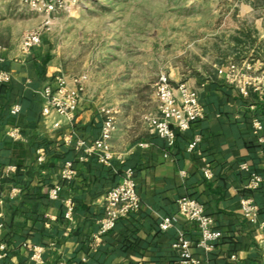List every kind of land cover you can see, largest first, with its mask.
I'll return each instance as SVG.
<instances>
[{
  "label": "crops",
  "instance_id": "crops-1",
  "mask_svg": "<svg viewBox=\"0 0 264 264\" xmlns=\"http://www.w3.org/2000/svg\"><path fill=\"white\" fill-rule=\"evenodd\" d=\"M213 12L210 29L200 31L189 44L190 61L166 72L172 84L186 82L198 93L206 113L188 131L178 132L169 148L144 121L147 114L158 115L155 90L144 89L154 86L151 82L139 84L141 90L132 85L130 101H110L116 85H93L86 69L80 75H65L70 88H75L73 78L83 79L75 118L44 116L38 91L63 74L61 55L45 44L44 34L41 45L29 54L22 52L21 42L46 21L51 30L54 18L31 11L23 0L0 2V46L6 60L0 69L12 73V81L0 87V244L6 245L0 264H177L174 243L179 232L190 240L200 264H264V98L246 101L218 75L219 67L231 62H249L264 70V0H226ZM67 57L69 53H62V59ZM14 105H20V113L11 112ZM103 109L114 112L116 126L109 165L95 157L81 160L83 151L75 146L78 140L101 136ZM255 119L261 122L260 130ZM57 122L60 128H54ZM14 131L19 132L16 139L11 136ZM196 138V150L189 151ZM39 150L43 163L38 161ZM68 161L77 170L71 183L61 178ZM205 165L212 171L211 179L202 172ZM128 168L135 170L141 207L120 219L94 248L107 191L121 183ZM252 173L263 178L255 190L249 189ZM58 184L63 187L61 198L53 200L49 190ZM183 197L200 201L222 233L211 250L199 246L198 226L179 215ZM66 199L74 204L73 221L65 218ZM243 199H252L258 207L256 222L243 215ZM174 216V227L161 232L162 218Z\"/></svg>",
  "mask_w": 264,
  "mask_h": 264
},
{
  "label": "built area",
  "instance_id": "built-area-1",
  "mask_svg": "<svg viewBox=\"0 0 264 264\" xmlns=\"http://www.w3.org/2000/svg\"><path fill=\"white\" fill-rule=\"evenodd\" d=\"M2 0H0L1 2ZM79 0H23L28 8L36 13L44 14L52 18L57 14L69 11L78 4ZM49 21H46L45 27L48 28ZM44 29L27 32L21 42V50L24 54H29L34 48L42 43ZM3 48L0 46V63L6 62L2 56ZM218 75L222 77L229 85L233 86L243 97L248 98L251 93L257 95L259 99L264 98V70L255 67L252 63L245 62L236 64L228 63L218 69ZM12 81V73L5 69H0V87H5ZM68 78L63 74L56 75L53 80L43 87L38 93L44 101L43 115L49 116L56 113L63 119L72 120L75 118L76 111L80 106L81 95L84 92L83 79L75 77L72 79L75 88H70ZM155 94L158 101V115L147 114L144 121L148 127L158 137L163 139L169 148L176 143L177 133L188 131L192 124L203 120L206 117L205 109L200 103L198 93L192 89L186 82H180L176 85L170 82L167 75H161L155 84ZM13 114L21 112L20 105H14L11 109ZM104 121L101 127V133L98 139L93 141L78 140L75 143L76 149L83 151L81 160H88L95 157L99 163L109 165L114 159L111 140L115 132L114 112L110 109H103ZM257 130L262 128L258 119L254 120ZM61 123L54 124V128H60ZM18 131L11 133L13 138H18ZM70 142V140H67ZM200 138H196L189 144L188 150L195 151ZM39 163H43L45 158L42 151H37ZM242 169H248L242 165ZM204 176L208 179L213 177L209 165L202 168ZM77 177V170L73 161L65 163L61 178L66 183H71ZM263 182L262 176L258 173H252L250 190L260 187ZM63 191L62 185L58 184L49 190V197L53 200H59ZM104 215L99 222V230L93 238L92 246L98 248L102 245L104 237L112 232L120 219L128 217L137 212L141 207V200L136 188L135 170L128 168L124 172L123 179L116 187L111 188L105 197ZM66 211L65 218L73 221L74 204L71 199L64 201ZM179 215L188 222L198 226L201 239L199 246L211 250L213 246L221 241L222 233L214 226V219L207 214L205 206L198 200L191 197H183L178 201ZM243 215L256 222L259 210L252 199L242 200ZM177 218H162L159 229L161 232H167L174 227ZM174 248L179 252L177 264H200L191 252L190 240L182 232L178 233ZM0 258L6 255V245L0 244ZM237 259L236 255L232 256ZM33 259L37 262L39 251L35 250ZM264 263V257H263Z\"/></svg>",
  "mask_w": 264,
  "mask_h": 264
},
{
  "label": "rangeland",
  "instance_id": "rangeland-1",
  "mask_svg": "<svg viewBox=\"0 0 264 264\" xmlns=\"http://www.w3.org/2000/svg\"><path fill=\"white\" fill-rule=\"evenodd\" d=\"M226 0H79L44 29L45 44L60 52L62 73L88 71L94 85H116L110 101H130L132 85L150 82L190 61V42L210 29L215 13ZM224 18L222 12L218 16ZM41 29V28H40ZM82 37L85 36V38ZM200 49L196 45L195 51ZM184 52L182 57L179 53ZM62 53L70 57L62 59ZM197 60V59H195ZM131 92V93H130ZM140 101H146L145 98Z\"/></svg>",
  "mask_w": 264,
  "mask_h": 264
},
{
  "label": "trees",
  "instance_id": "trees-1",
  "mask_svg": "<svg viewBox=\"0 0 264 264\" xmlns=\"http://www.w3.org/2000/svg\"><path fill=\"white\" fill-rule=\"evenodd\" d=\"M38 94H39V93H38ZM39 95H40V94H39ZM256 99H257V96H256L255 94L251 93L250 96L246 99V101H255ZM112 188H113V187H112ZM110 189H111V188H110ZM110 189H109V190H110ZM109 190H108V191H109ZM108 191H107V192H108Z\"/></svg>",
  "mask_w": 264,
  "mask_h": 264
}]
</instances>
